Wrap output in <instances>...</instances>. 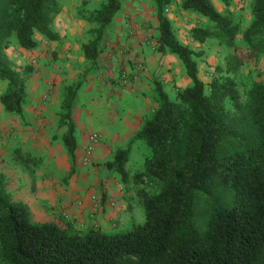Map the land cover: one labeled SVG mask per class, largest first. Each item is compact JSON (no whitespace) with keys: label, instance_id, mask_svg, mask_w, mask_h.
<instances>
[{"label":"trees","instance_id":"1","mask_svg":"<svg viewBox=\"0 0 264 264\" xmlns=\"http://www.w3.org/2000/svg\"><path fill=\"white\" fill-rule=\"evenodd\" d=\"M154 2L156 49L180 59L190 84L170 98L155 81L156 107L132 138L149 150L132 176L144 219L121 232L33 223L6 187L19 180L13 160L34 159L15 148L11 163L0 157V264H264V82L253 81L243 99L234 76L244 63L264 56V0H251L243 45L236 43V26L211 0H181L183 9L211 22L193 27L194 40L212 38L231 49L207 90L195 60L201 52L175 36L163 12L168 1ZM120 6V0H106L88 13L97 27L82 45L85 58L94 61L101 53L100 40ZM58 12L57 0H0V79L7 83L0 104L6 113L23 116L29 70L14 69L5 48L11 38L35 48L34 33L58 40L50 26ZM79 87L65 89L58 122L67 127L61 139L72 165L77 142L71 109ZM129 152L130 143L117 147L105 162L123 182L129 181Z\"/></svg>","mask_w":264,"mask_h":264},{"label":"rangeland","instance_id":"2","mask_svg":"<svg viewBox=\"0 0 264 264\" xmlns=\"http://www.w3.org/2000/svg\"><path fill=\"white\" fill-rule=\"evenodd\" d=\"M167 1L168 3L165 4L163 12L170 20L175 36L181 43L187 45L196 52H201L200 55L195 56V59H197L203 77H205V79H211L216 75L215 67L225 68V57L231 52V49L219 44L216 39L212 38L207 39L204 44H200V42L194 40L191 34L193 27H204L211 25V22L196 12L183 9L181 7V0ZM105 2L106 0H57L59 12L52 19L50 26L54 31H57L55 28L59 29L57 31L59 36L58 40L49 41L39 33H34L33 37L37 45L33 49L26 50H35L38 47L39 50L37 53L26 54L25 52L27 51L22 50L23 48L18 45L14 38L10 39L5 48H10L11 56L13 54V59H11V61L14 69L29 70L25 84L27 94L26 104L28 103L25 108L28 107L27 109L29 111H26L24 108L25 112L23 110V116L6 113L0 104V122L3 120L8 122L11 121L7 131L8 136L6 135L7 140H10L9 143L13 144L12 141H15L17 137L19 139L18 143L6 147V149H4L5 146L0 144V153L3 155L4 159L10 163L12 162L11 155L15 148L19 149L22 155L28 154L34 158L29 161H18L17 156V158L14 159L17 162L15 163L13 160L11 164L16 165L15 172L17 176H19V180L17 178L15 184L7 185L6 187L13 199L19 200L26 205L30 219L35 224L43 223V209L46 211L49 210L50 212L59 209L56 206H47L46 201L42 202L43 200L36 198L35 192H43L44 188L41 186L53 188L55 185L68 183L69 179L67 174L69 173L71 163L66 151L63 150V147L59 145V141H57L60 138L62 130L59 128L54 129V126L57 124L55 119L50 117V114L47 113H33L31 109H33V111L35 109L32 107L54 105L60 108L65 89L68 86L78 83L82 86L87 80H92L101 75L104 76L108 72L107 70L111 69L109 61L114 53L118 52L122 55L130 53L128 45L122 46V42L125 43L131 37L137 35V33H143L145 44L149 45L152 50H157V18L154 0H120V9L112 18L100 40L101 53L94 61L85 58L82 52V45L94 37L90 30L97 27L95 22L87 19V15L90 11L99 8ZM211 2L220 13L228 15L231 19L238 31L236 43L243 45L241 33L251 21V0H230L227 6L222 4L220 0H211ZM136 7L138 13L135 12ZM155 30L156 35L154 36ZM116 43V46L119 47L117 50L114 49L113 46ZM201 45H204L203 50L199 49ZM173 55L176 56L175 54ZM132 60L135 69L131 70L133 66L126 63V67H121L120 70H117L119 68L116 69V75L118 73L120 74L122 71H136L138 75L139 70L137 71V62L142 64L143 71L145 63L142 60ZM177 61H179L180 66L184 68L178 57L176 62ZM263 67L264 56H261L255 62L244 63L234 72L236 85L243 99L253 81L261 80L264 82ZM162 77V75L155 76V80L160 82L158 79L163 80ZM106 79L110 82L112 78L109 77ZM116 79H118V75L117 78H113L114 81L111 83V86L117 89L129 86L138 78H131L130 83L125 85L116 84ZM169 79L168 88H171V78ZM1 81L3 80L0 79V91L2 92L3 86L1 85ZM205 89H208V83L206 82ZM149 100L150 99H147L146 104H148L150 111L152 106ZM55 113L56 112H54V114ZM10 115L16 118H7ZM3 117H5V119H3ZM26 118L27 120H24ZM16 119H23V121L19 122V127L14 125ZM30 120L32 122H30ZM35 120L40 121L44 125L38 124L37 128L34 129ZM1 131L2 129L0 128V132ZM18 145L20 146L16 147ZM127 145L128 143L125 144V146ZM144 147L134 148V153L132 151L130 154L131 158L133 156L139 157L137 159L133 158L134 160H132V163L130 165L128 164V166L126 165L127 175L131 179L127 183H123L125 185L124 187H126V194L134 193V195H136L131 181L133 174L142 169L141 165L143 164H141V162L146 155V149L147 153H149L148 147L146 145ZM50 156L53 159H50ZM80 166L84 168L94 166L93 154L90 165L83 166L80 164ZM95 175L97 176L98 182L100 181L99 184L103 187V185H105L103 181L106 177L101 175L103 177L98 178V173ZM95 196L96 197L92 199V201L95 202V204L92 203L94 210H91L92 213L90 211L88 214L90 221V223L88 222L89 225H93L92 220L96 222L97 212L105 211V205L101 202L103 201L102 190L99 196L96 194ZM108 199L113 198L109 197ZM130 199H133L131 208L134 211L136 222H141L144 219L143 206L141 202L138 201L137 197L131 196ZM115 203L116 202H114V204ZM114 206L115 205H112V207ZM61 210V212L57 210V215L71 220L66 208H62ZM114 222L121 224L119 220H115ZM126 225L127 224L123 223L122 228L113 232L125 230Z\"/></svg>","mask_w":264,"mask_h":264},{"label":"crops","instance_id":"3","mask_svg":"<svg viewBox=\"0 0 264 264\" xmlns=\"http://www.w3.org/2000/svg\"><path fill=\"white\" fill-rule=\"evenodd\" d=\"M135 9V12L138 13L137 7ZM55 29L57 31L59 30L58 28ZM155 35L156 30L154 36ZM143 38V33H137V35L131 37L125 43L122 42V46L128 45L130 53L127 55H122L118 52L114 53L109 61L111 69L107 70L108 72L104 76L101 75L92 80H87L77 90L71 109V119L74 123L77 148L75 151L74 164H70L71 167L67 174L69 182L55 185L53 188L41 186L44 188V191L35 192L36 198L43 200L42 202L46 201L47 206H56L59 208L57 210L60 212L62 211V208H66L71 220H69V218L65 219V217L63 218L61 215L59 217L57 215V210L50 212L49 210L46 211L43 209V223L54 224L63 230L87 229L91 226H97L104 232H113L122 228L123 223L127 224L126 228H128L132 222L137 221L135 219L134 211L131 208V202L133 199L130 198L131 196H135L138 198V201H140L138 195L136 192L135 194L137 196L134 195V193L126 194V187H124L125 185L123 183L127 182L121 181L122 179L119 175L109 171L106 168L105 162L112 159L114 150L117 147H126L125 144L127 143L131 144L127 166L132 163V160L139 157L133 156L131 158L130 154L132 151L134 153V148L144 147L145 144L141 140H132V138L141 128L144 117L156 106L153 98L154 82L157 81L155 80V76H163V80H158H160L161 83H159L170 98L175 97L176 88H184L190 84V79L187 76L185 69L180 66L179 61L176 62V56L168 51L160 52L158 50H152L149 45L145 44ZM204 42H200V44H204ZM116 45L117 43L113 46L114 49L117 50L119 47ZM203 46L204 45H201L199 49L203 50ZM5 50L9 59H13V54L12 56L10 54V48ZM22 50L27 51L25 52L26 54H35L39 48L37 47L35 50H26L23 48ZM132 59L142 60L145 63L143 71H138V79L133 81L129 86L117 89L113 88L111 86V83L114 81L113 78L119 75V73L116 75L117 68H119L117 70H120L121 67H126L125 65L127 63L128 65L133 66L131 70L135 69ZM195 60L197 62V59ZM197 67L198 77L204 82V84L205 82L208 83L210 79H205V77H203L198 63ZM107 76L112 78L110 82L106 79L109 78ZM169 78H171V88H168V81H170ZM6 84V81H1L3 91ZM2 92L0 91V94ZM147 99H150L149 101L151 102L152 107L150 111L148 104H146ZM26 105H28V103ZM27 108H25V110L29 111ZM32 108L35 109L34 111L31 109L35 114L47 113L50 114V117L55 119L57 124L54 126V129L59 128L62 130L60 138L57 141H59V145L65 150L61 136L66 132L67 127L58 126L61 108L55 107L54 105L45 107L33 106ZM54 112L56 113L54 114ZM7 118L16 117L10 115ZM3 119H5V117H3ZM24 120H27V118ZM21 121H23V119H16L14 125L19 127V122ZM10 122L6 120L0 122V128L2 129L0 132V144L5 146L4 149L19 142L17 137L15 141H12L13 144H10V140L8 141L6 138V135L8 136L7 131ZM30 122L32 121L30 120ZM38 124L44 125L40 121L35 120L34 129L37 128ZM91 132L99 133L100 140L95 146L93 153L94 166L84 168L80 166L79 159L82 154V147L87 140L88 134ZM19 146L20 145L16 147ZM147 154L146 149V155ZM0 157L4 158L1 153ZM50 159L53 158L50 156ZM143 160L141 164H143ZM96 173H98V178L103 177L101 175L106 177L103 181V183H105L103 187L99 184L100 181L98 182L97 176L95 175ZM128 179L129 181L131 180L129 177ZM131 185L133 187L132 181ZM133 189L135 191L134 187ZM101 190L103 196V201L101 202L105 205V211L97 212L96 222L92 220L93 225H89L90 221L88 214L91 210H94L92 203L95 204L92 199L96 197L95 194L99 196ZM109 197H112L115 200L112 199L116 202L114 207L108 204ZM115 220H119L121 224H117L114 222Z\"/></svg>","mask_w":264,"mask_h":264},{"label":"built area","instance_id":"4","mask_svg":"<svg viewBox=\"0 0 264 264\" xmlns=\"http://www.w3.org/2000/svg\"><path fill=\"white\" fill-rule=\"evenodd\" d=\"M142 70V64L140 62H137V71ZM138 75L137 72H128V71H122L118 75V79H116V84H129L131 78L137 79ZM117 78V77H116ZM100 139V134L97 132H91L87 136V140L85 144L82 147V154L79 159V163L83 166L90 165L92 160V154L95 149V146L97 145L98 141ZM109 205H114V201L112 199L108 200Z\"/></svg>","mask_w":264,"mask_h":264}]
</instances>
